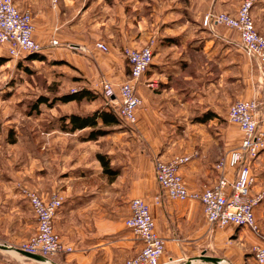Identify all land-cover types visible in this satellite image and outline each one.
<instances>
[{
	"label": "crops",
	"instance_id": "crops-1",
	"mask_svg": "<svg viewBox=\"0 0 264 264\" xmlns=\"http://www.w3.org/2000/svg\"><path fill=\"white\" fill-rule=\"evenodd\" d=\"M14 1L20 10L32 13L34 36L42 52L75 67L92 91L101 89L104 81L116 85L126 81L131 68L122 47H142L154 41L153 61L137 82V93L143 98L137 128L141 139L151 146V154L143 155L142 163L131 161L129 168L119 171V137L103 138V133L86 137L82 149L94 153L100 163L98 171L69 177L61 188H53L64 195L54 228L73 250L65 254L62 263L38 260L8 250L5 244L11 239L0 238V264H122L144 247L125 224L131 214L130 201L136 197L149 204L156 231L165 241L160 264H264L256 259L253 247L260 239L250 228L211 224L200 202L169 199L155 175L156 159L169 161L182 149L190 153L181 168L190 189L213 187L222 175L230 182L236 178V168H216L228 151L239 147L243 137L240 128L227 120L224 107L240 94L264 99V68L257 58L245 54L236 31L221 26L210 30L188 24L189 19L185 23L184 14L177 15L172 6L152 19L126 23L123 0ZM251 14L264 35V0L253 6ZM194 18L196 21L199 16ZM52 40L59 44L52 45ZM99 42L109 51H102ZM237 82L242 83L241 93ZM209 112L215 116L203 121ZM260 116L259 129L264 133L263 108ZM206 127L215 131L204 135L201 130ZM85 129L92 128L78 131ZM163 145L171 147L163 151ZM98 155L111 158L117 166L113 180L108 179ZM252 168L257 176L252 194L262 195L255 215L264 229V148L253 159ZM97 176L100 183H91ZM124 184L128 188H123ZM37 189L48 194L45 188ZM8 198L22 221L19 210H25V204L14 195ZM33 222L36 227V219ZM5 226L9 231L14 224L8 221Z\"/></svg>",
	"mask_w": 264,
	"mask_h": 264
},
{
	"label": "rangeland",
	"instance_id": "rangeland-1",
	"mask_svg": "<svg viewBox=\"0 0 264 264\" xmlns=\"http://www.w3.org/2000/svg\"><path fill=\"white\" fill-rule=\"evenodd\" d=\"M123 2L126 23L136 22L139 18L152 19L153 15L158 16L172 6L177 15L184 14L182 19L185 23L189 19L188 24L204 26L211 30L221 25H215L212 28L205 25L204 20L209 13L227 12L236 15L244 0H123ZM194 16H199L196 19L197 22L194 21ZM221 27L234 30L225 25ZM234 31L240 37L239 32L236 29ZM130 35L131 33L128 34ZM241 44L240 47H242ZM123 49L124 47L122 52ZM0 58L5 59L0 65V238L11 239V243L5 245L10 247L8 250L19 253L14 248L27 242L37 231V226L35 227L33 222L36 219L35 212L29 201H26L23 190L27 188L46 199H50L52 194L57 193L64 200V195L53 188H59V186L61 188L69 177L94 174L100 167L94 153H87L81 145L92 129L81 131L64 129L70 114L92 115L98 110L115 113L119 120L118 124L108 127L102 124L99 126L103 128V138L119 137V171L124 167L129 168L131 161L141 162L143 155L149 156L151 146L141 139L137 128L138 123H128L119 116L118 87H116L117 97L114 100L106 95L102 83L101 89L92 91L91 98L63 103L60 97L72 94L75 90L89 88L87 81L75 67L42 51L37 56L28 53L20 57H12L4 47H0ZM236 88L241 93L242 83L237 82ZM41 96L48 98V103L41 104L39 102ZM250 99L264 101L256 97L245 98L240 94L224 107L228 111L227 116L235 101ZM259 118L261 121L260 112ZM227 120L230 122L229 116ZM230 124L239 128L233 122ZM201 131L204 135H208L215 130L206 127ZM170 147L163 145L161 148L167 151ZM175 154L188 157L190 153L179 149ZM109 160L110 167L117 170V166L112 165L111 158ZM86 164L88 167L85 166ZM108 179H111L109 175ZM99 181L97 176L91 180V183L99 184ZM37 188H45L48 194H42ZM123 188H128L127 184H124ZM11 195L25 204V210H19L23 212L22 221L18 216L19 213L12 211L14 204L8 198ZM9 214H11L10 217ZM8 221L14 224L13 229L9 231L4 230L8 227L5 226ZM65 254L61 253L40 260L50 261L51 259L62 263Z\"/></svg>",
	"mask_w": 264,
	"mask_h": 264
},
{
	"label": "built area",
	"instance_id": "built-area-1",
	"mask_svg": "<svg viewBox=\"0 0 264 264\" xmlns=\"http://www.w3.org/2000/svg\"><path fill=\"white\" fill-rule=\"evenodd\" d=\"M51 2L57 4L58 0ZM257 2L259 0H244L236 15L227 12L209 13L204 24L211 28L225 25L236 29L244 52L251 58H257L264 68V35L256 28L251 14ZM34 33L35 24L30 11L20 10L14 0H0V47H4L12 57L40 53L43 48ZM51 44L58 45L59 42L52 40ZM153 44L152 40L139 48L124 47L122 54L131 68L126 81L120 85L103 82L106 95L113 100L117 97L118 87L119 116L131 124L137 123L138 111L143 105V98L137 93V82L153 61ZM97 45L102 51H109L106 44L99 42ZM262 106L264 108V101L250 99L237 100L230 107L229 120L239 126L243 137L239 147L228 151L216 163V168L220 171L227 167L236 168V178L232 182L222 175L213 187L190 189L181 171L182 166L188 162L187 156L177 155L169 161L160 158L155 161L156 180L169 199L200 202L207 220L218 227L232 224L250 228L260 239L253 247L259 263H264V230L257 222L255 208L262 195L252 194L257 177L252 161L264 148V133L259 129L258 119ZM23 191L35 212L37 231L27 242L14 249L38 254L45 259L71 252L72 246L66 245L54 228V220L63 204V198L54 193L50 199H46L27 188ZM130 209L131 214L125 224L143 241L144 247L122 264H160L165 241L156 231L149 204L143 198H134L130 202Z\"/></svg>",
	"mask_w": 264,
	"mask_h": 264
},
{
	"label": "trees",
	"instance_id": "trees-1",
	"mask_svg": "<svg viewBox=\"0 0 264 264\" xmlns=\"http://www.w3.org/2000/svg\"><path fill=\"white\" fill-rule=\"evenodd\" d=\"M36 56L39 53H33ZM4 58H0V65L4 62ZM92 96V90L89 88H84L82 90H75L72 94H66L62 97H60V100L63 103H68L70 101H77L82 100L83 98H91ZM39 102L42 103H48V98L42 97L40 98ZM215 116L214 113H208L204 116L203 121H206L208 119H211ZM69 119L68 123L65 124L64 129H67L68 131H75L79 129H84L87 127H91L92 131L89 136L90 139L95 138L100 133H103L102 129L99 127V124L102 123L103 126H112L119 123L118 117L113 112H109L106 110H98L92 115H79V114H70V116L67 118ZM100 162L102 163L104 167V172L107 173L110 178L113 180L118 174V170L112 169L110 167V160L109 158H106L107 156L104 155H98ZM7 248H10L9 246Z\"/></svg>",
	"mask_w": 264,
	"mask_h": 264
},
{
	"label": "water",
	"instance_id": "water-1",
	"mask_svg": "<svg viewBox=\"0 0 264 264\" xmlns=\"http://www.w3.org/2000/svg\"><path fill=\"white\" fill-rule=\"evenodd\" d=\"M0 247H2V245L0 244ZM19 252H21V254H25L26 256L30 257V258H34V259H45L44 257L38 255V254H32V253H29V252H26V251H21L20 249H18ZM211 260H214V261H217L218 259L217 258H210ZM184 264H187V263H184Z\"/></svg>",
	"mask_w": 264,
	"mask_h": 264
},
{
	"label": "bare ground",
	"instance_id": "bare-ground-1",
	"mask_svg": "<svg viewBox=\"0 0 264 264\" xmlns=\"http://www.w3.org/2000/svg\"><path fill=\"white\" fill-rule=\"evenodd\" d=\"M46 264H50V263H46Z\"/></svg>",
	"mask_w": 264,
	"mask_h": 264
}]
</instances>
